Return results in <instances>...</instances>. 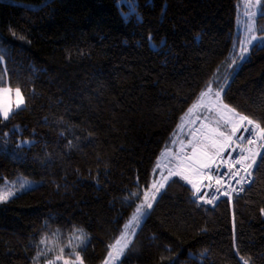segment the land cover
<instances>
[{
	"label": "trees",
	"instance_id": "1",
	"mask_svg": "<svg viewBox=\"0 0 264 264\" xmlns=\"http://www.w3.org/2000/svg\"><path fill=\"white\" fill-rule=\"evenodd\" d=\"M245 5L0 0V87L26 101L0 119V184L40 183L0 203V264H63L60 248L74 260L76 229L88 235L75 249L84 264H104L209 81L264 126V47L239 59ZM255 26L264 36L259 14ZM262 159L242 195L214 205L173 177L116 264H264Z\"/></svg>",
	"mask_w": 264,
	"mask_h": 264
},
{
	"label": "snow or ice",
	"instance_id": "2",
	"mask_svg": "<svg viewBox=\"0 0 264 264\" xmlns=\"http://www.w3.org/2000/svg\"><path fill=\"white\" fill-rule=\"evenodd\" d=\"M246 8L249 9L246 11L249 20L246 29L247 35L245 40L241 42L239 55L241 61L246 58L245 54L249 51V46L254 45V42L260 41L261 46L264 47V36L256 35L257 29L255 26V18L258 14L264 18V0H246ZM261 31H264V29H261ZM149 39L151 40V38ZM2 59L3 57L0 56V60ZM232 64H236V58H233ZM229 67H231V65H229ZM225 80H227V77ZM0 83H3L2 79H0ZM211 84L212 81H209L206 90L200 93L197 101L188 109V112L185 113V117L190 116L194 111L206 105L208 98H210L213 92ZM222 92L223 86L214 93L218 104L217 110L227 115V122L232 124L231 134L221 132L218 128L210 129L208 133H202L201 129H196L191 133L192 139L188 141V144L191 145L192 148L190 154H173L171 149H165V152L162 153V157L167 159L169 156H174L175 162L173 163L170 160V167L168 164H165L164 167L168 168L167 175L161 173V179L159 181H153L151 189L143 193V200L136 206L130 220L124 225V231L121 233L120 237L116 239L115 243L108 246L109 251L104 264H115V262L119 261L121 256L124 255L131 244V236L135 235L136 228L139 227L142 219L146 215V210L153 207V202L156 200L157 195L173 177H179L180 180L191 185L192 195L196 201L209 205H214L220 195L226 196L231 200L233 193L238 195L239 192L244 191L245 184H250L252 182L250 178L253 176V169L257 167V158L260 156V149H264V143H258V141H264V126L249 118V116L237 112L235 108H231L227 104H224L221 96ZM25 104V97L20 87H16L15 89L10 86L0 87V119L4 121L9 120L14 112L21 109ZM184 119V117L181 118L182 122ZM245 123L251 125V129L245 127ZM202 127H206V125H202ZM241 128H243L244 132H248L252 136V139L247 140V145H249V147L243 146V141L245 139L243 135L236 137V133L240 131ZM233 137H236V139H233ZM22 143L30 142L23 141ZM234 144L240 149L238 158L235 160H225L223 157L224 151ZM69 146H71V144ZM182 152L183 148H181V153ZM220 164H226L229 169L227 191H221V189L225 187V182L221 175L214 174L213 172L215 168L218 173ZM237 165L239 167H237ZM260 166H264V159L260 161ZM156 168H161L160 160L157 161ZM232 180L239 186L238 188L232 186ZM213 182L215 184L214 191ZM27 186H30L28 182L22 181L19 184V188L15 191L13 190L15 187L14 185L13 187L5 185V187L0 188V203L8 201L11 197L16 195V191L24 190ZM205 188L210 191L203 192L202 194V190ZM217 193H219V195H217ZM132 195L139 197L138 193H133ZM197 206L200 205L197 204ZM261 212L264 213V209H261ZM76 232H78L79 235L74 233L71 238L75 240L76 243L72 244L70 241L69 244L73 249L69 255L74 256L75 259H66L63 255L64 248H60L61 254L57 255L55 260H62L63 264H84L80 252L75 249L82 245H86L88 235L83 229H76ZM40 243L44 244L45 240L42 239ZM40 254L42 253H38V255ZM237 254H239L238 249ZM201 255H203V253ZM241 259L243 260V264H249V260L243 259L242 257ZM48 264H55V262L49 260Z\"/></svg>",
	"mask_w": 264,
	"mask_h": 264
},
{
	"label": "rangeland",
	"instance_id": "3",
	"mask_svg": "<svg viewBox=\"0 0 264 264\" xmlns=\"http://www.w3.org/2000/svg\"><path fill=\"white\" fill-rule=\"evenodd\" d=\"M248 10L249 9L246 8V10L244 12V17L242 19V34H243V37H244L243 41L245 40V37L247 35L246 29H247V24H248L249 18L246 15V11H248ZM250 47L251 46H249V48ZM214 93L215 92H212L210 98H208L207 103H206V105L204 107H201L200 109L194 111L187 118V120L184 122V124L181 127L179 136L175 139L173 145L170 148H168V149H171V152L173 154H181L182 155L184 153H188V154L191 153L192 148H191V145L188 144V141L192 139L191 133L193 131H195L196 129H201L202 133H208L210 129L218 128L219 131H221V132H225V133L231 134L232 124L227 122V115L226 114H222L221 111L217 110L218 109V104L216 102V98H215ZM202 125H206V127H202ZM237 133H236V135H237ZM234 138L235 137H233V139ZM219 139H222V138H219ZM262 142L264 143V141H262ZM181 148H183V152L182 153H181ZM230 148H227L224 151L223 155H225L230 150ZM164 152H165V150H164ZM159 160L161 162V168H159V174H158V176H157L155 181H159L161 179V173H163V175H167L168 168L164 167L165 164H168V166L170 167L171 164L169 163V161L171 160L173 163L175 162L174 156H169L167 159H165L161 155ZM22 181H27L28 185H30V186H27L24 190L16 191V195L11 197L9 200H11L12 198L16 197L17 195H19V194H21V193H23L25 191H28L30 189H33V188L37 187L40 184L36 180L30 179V178H26V177H22V176H18V177L14 178V179H9V180L4 181L2 184H0V188L5 187V185H7L8 187H13V185H14L15 187H14L13 190L15 191L16 189L19 188V184ZM161 191H160V193H161ZM132 238H133V235L131 236V240H132ZM117 262L118 261H116L115 264Z\"/></svg>",
	"mask_w": 264,
	"mask_h": 264
},
{
	"label": "built area",
	"instance_id": "4",
	"mask_svg": "<svg viewBox=\"0 0 264 264\" xmlns=\"http://www.w3.org/2000/svg\"><path fill=\"white\" fill-rule=\"evenodd\" d=\"M245 127L251 129L252 126L251 125H247L245 123ZM241 135H243L245 137V139L243 141V146L244 147H249V145H247V140L248 139H252V136L248 132H244L243 131V128H241V130L237 133L236 137H239ZM236 137L234 139H236ZM258 143H263V142L262 141H258ZM262 150L263 149H260V156H261ZM239 153H240V149L234 144V145L231 146L230 150L225 155H223V157H224L225 160H228V159L235 160L236 158H238ZM260 156L257 158V163H258V159L260 158ZM218 163H219V161H218ZM237 167H239V166L237 165ZM254 169H253V173H254ZM213 172H214V174L221 175L222 179L225 182V187L222 188L221 191H227L228 190L227 185L229 183V169H228L227 165L226 164H220L218 173L216 172V169L215 168L213 169ZM250 179H251L252 182L250 184H245L244 185V189L253 183V181H254V174H253V176ZM231 184H232L233 187H237V188L239 187L238 185L235 184V181L234 180L231 181ZM213 185H214V187H213V191H214V188H215L214 182H213ZM207 191H210V190L209 189H206V188L203 189L202 190V194H203V192H207ZM243 192H239L238 195L236 193H233L232 199H234L235 197H238V196L242 195ZM217 195H219V193H217ZM224 199H228V197L223 196V195H220L219 196V199L215 203H217V202H219L221 200H224ZM200 203H203V202H200Z\"/></svg>",
	"mask_w": 264,
	"mask_h": 264
}]
</instances>
